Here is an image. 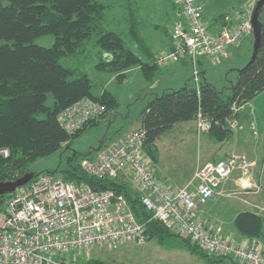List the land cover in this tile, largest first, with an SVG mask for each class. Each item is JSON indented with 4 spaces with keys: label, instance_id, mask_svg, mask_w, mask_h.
Segmentation results:
<instances>
[{
    "label": "trees",
    "instance_id": "16d2710c",
    "mask_svg": "<svg viewBox=\"0 0 264 264\" xmlns=\"http://www.w3.org/2000/svg\"><path fill=\"white\" fill-rule=\"evenodd\" d=\"M166 2L171 5L169 12L178 11L175 0ZM113 7V3L101 0H0V147L11 151L7 158L0 156V181L15 180L32 172L34 176L24 186L43 174H52L61 175L64 181L89 184L97 190H113L125 197L134 217L144 225L146 240L156 239L161 245L182 242L190 253L206 258L209 264H219L227 258L234 264L236 259L225 255L214 256L190 237L153 218V213L142 202L134 178L136 189L127 180L128 176L98 178L89 174L81 162L84 159L94 160L106 140L88 153L75 150L65 157L61 156L59 166L52 171L39 175L29 168V164L52 154L64 144L68 145L84 131L71 134L61 126L59 114L66 108L86 97L105 103L107 111L120 107L114 93L108 89L101 94L95 93L88 73L80 66L64 63V60L86 53L89 45L93 44L99 48L95 63L97 70L118 73L117 77L122 81L126 71L139 67L151 85L160 79L163 68L156 63V53L142 33L147 21L142 17L141 4L126 0L124 12L127 38L137 46L138 52L128 47L127 40L119 32L108 28ZM227 15L220 13L214 20L225 23ZM161 26L169 34L167 26L158 24V27ZM45 35L54 37L52 46L35 42ZM250 39L254 43L253 35ZM198 70V84L192 72L191 84L165 89L161 95L150 99L142 111L140 128L145 130L143 147L153 163L158 162L156 141L162 134L178 123L195 120L199 110L212 122L210 130L205 132L212 139L224 141L233 133L227 121L238 116L235 107L247 104L264 92V20L258 52L249 64L239 69L237 79L229 90L218 89L203 78L201 66ZM116 135L111 133L107 140H113ZM15 193L16 190L0 194V209L6 199ZM234 227L246 239L260 244L264 252L260 243L264 237L262 215L242 211L236 216ZM77 257L78 264H108L106 259L96 256L87 261H82L81 255Z\"/></svg>",
    "mask_w": 264,
    "mask_h": 264
},
{
    "label": "built area",
    "instance_id": "2783aa9c",
    "mask_svg": "<svg viewBox=\"0 0 264 264\" xmlns=\"http://www.w3.org/2000/svg\"><path fill=\"white\" fill-rule=\"evenodd\" d=\"M254 1L244 13L226 16V22L212 30L205 20L201 0H175L179 9L169 32L171 47L156 54L157 64L189 61L198 84L200 57L217 62L231 45H238L251 32ZM241 107H235V113ZM104 110L105 105L99 101L83 98L61 112L59 122L73 134ZM195 122L200 134L212 126L201 110ZM227 122L231 129L240 127L238 117ZM144 139V129L133 130L100 150L94 160L84 159L81 164L98 178L131 175L153 218L190 237L209 253L230 256L242 264H264L262 246L255 240L237 241L211 231L195 216V211L234 170L250 174L247 157L231 153L219 162L199 165L184 186L172 189L155 174L153 161L143 147ZM10 154L9 148L0 147L1 157ZM128 242L141 245L146 242V233L123 195L97 190L86 183L64 181L60 176L37 177L17 188L0 209V264H78V255L87 261L93 252L116 250Z\"/></svg>",
    "mask_w": 264,
    "mask_h": 264
},
{
    "label": "rangeland",
    "instance_id": "374dc122",
    "mask_svg": "<svg viewBox=\"0 0 264 264\" xmlns=\"http://www.w3.org/2000/svg\"><path fill=\"white\" fill-rule=\"evenodd\" d=\"M101 1L114 4L111 10V21L107 22L108 28L119 32L127 40L128 47L138 52L137 46L127 38V22L124 17L126 0ZM132 1L138 4L142 3V0ZM165 1L143 0L141 12L147 24L143 28L142 33L145 39L149 41L152 49L157 45L158 37L156 33L158 35L162 33L165 36L163 31H156L152 24L158 23L160 25H166L172 23L169 19V14L167 16L164 14L165 10L168 9L164 3ZM202 2L206 7L205 20L210 22V19L220 13H236L247 9L248 0H202ZM263 20L264 5L259 12L258 22L261 23ZM35 42L49 47L53 45L54 37L52 35L41 36ZM247 42L248 40H244L240 45H231L227 50V53L230 52V56L226 57L223 61L211 62L205 57H200L199 67L202 65L203 78L209 80L218 89L229 90V87L237 79L239 69L244 67L247 61L251 59L253 42L251 39L249 44ZM98 49L96 45L90 44L86 53L71 59L67 58L64 60V63L71 66H80L81 69L88 73L92 81L93 91L101 94L105 89H108L118 97L120 107L117 110L107 111V106L104 103V112L99 117L92 119L83 128L84 131L75 137L71 143L68 145L64 144V146L52 154L40 157L29 164V168L39 173V175L47 172V170L52 171L56 169L60 164L61 156L65 157L75 150L80 153H88L99 148L101 143L106 140L103 147L99 148L100 151L108 147L107 145L112 142L119 141L122 138L115 141H113L114 139L110 141L107 139L113 132L121 133L132 129H139L140 127L135 128L141 124L142 111L150 99L161 95L165 89H176L191 84L193 67L189 61H187L188 63L179 61V63L168 64L166 66H160L158 64L163 68V73L157 83L152 85L145 79L139 67H134L126 71L127 75L121 81L119 79L122 78L118 79L117 77L118 73L101 72L95 68V63L98 60ZM164 50L168 49H161L155 53L157 54ZM255 103L257 105L256 110L258 116L260 114L264 115V92H261ZM254 110V105H251L250 111H248L250 117L249 125H256L253 119ZM238 121L240 127L232 129L233 132L243 127L239 119ZM182 123L183 131H177L176 128L178 127H175L173 130H168L162 134L159 141L156 142L159 149L158 166L166 167L167 175H170L173 181H179V183L188 179L189 175L187 173L197 163H204L207 160L214 159L213 151L215 152L216 150L214 144L215 142H222L212 139L208 133H198L195 120ZM229 137L230 135L227 138ZM259 153L260 156L264 157V149H259ZM156 164L153 163L154 172L156 171ZM259 166H263L262 163H259ZM131 183L136 189L133 180ZM93 256L106 259L108 264H209L206 258L198 254L190 253L182 242L174 241L170 245H161L156 239L146 240L141 245L129 244L117 250L106 248L105 250L93 252ZM214 256L216 255L214 254ZM237 261L235 260V263L241 264V262ZM219 264H233V262L227 258Z\"/></svg>",
    "mask_w": 264,
    "mask_h": 264
},
{
    "label": "crops",
    "instance_id": "0c3cea01",
    "mask_svg": "<svg viewBox=\"0 0 264 264\" xmlns=\"http://www.w3.org/2000/svg\"><path fill=\"white\" fill-rule=\"evenodd\" d=\"M251 1L253 2L254 0H248L247 7L251 4ZM164 3L168 8L167 10H165L164 14L167 16L168 13H170L169 19L172 21V23L166 24L167 29H169L170 32L173 21L177 14L174 10H171L169 12V7H171V5L167 4L166 1ZM141 5L143 7V0ZM246 10L247 9H243L242 11L236 13L227 12V16L237 17L238 15L244 13ZM215 17L210 19L213 22H209L212 30H216L220 26V24H222L221 22H217L216 20H214ZM152 25L156 31L161 30L165 34V36H163L162 33L160 35L156 33L158 40L157 45L153 49V51L156 52L161 49L169 50L170 35L166 33L164 27H158V23H154ZM250 37L251 35H248L245 40H249ZM146 41L149 43L147 39ZM228 56H230V52H228L219 61H223ZM181 61L185 63L184 60ZM259 95L247 104L243 105V107L238 110L237 117L243 124L242 129L234 131L229 138L222 142H215L214 146L216 147V154L213 151L214 159L207 160L204 163H197V165L194 168L190 169L187 173V175H189L188 179H185L180 183L179 181H173L170 175H167L166 167L160 165L158 166L159 162H157L155 166V173L157 177L163 180L168 187L177 189L185 185L192 178L197 166L203 165L207 162H219L231 153L244 154L247 157L248 161L251 163L250 174L244 175L241 170H234L233 173L219 185L214 195L195 211V216L203 221L208 229L214 232H220L222 235L229 236L237 241H242L245 239V237L239 234L234 227V220L240 212L252 211L264 217V157L260 156L259 153V149H264V115L260 114L259 111L260 116H258L256 110L257 105L255 103V101L259 98ZM251 105H254L255 107L253 119L255 120L256 125H249L250 117L248 115V111H250ZM182 124L183 123L176 124L171 130H173L175 127H178L176 128L177 131H183ZM139 127H141V124L135 129ZM132 130L117 133L118 135L113 137V141L124 138ZM159 139L156 142H158ZM259 163H262L263 166H259ZM132 180V176L129 175L128 181L132 182ZM135 186L137 188V185ZM260 243L264 248V237L260 239Z\"/></svg>",
    "mask_w": 264,
    "mask_h": 264
},
{
    "label": "water",
    "instance_id": "95a60500",
    "mask_svg": "<svg viewBox=\"0 0 264 264\" xmlns=\"http://www.w3.org/2000/svg\"><path fill=\"white\" fill-rule=\"evenodd\" d=\"M263 5H264V0H256L255 5L252 10V14L250 18L252 29L248 35H251V36L253 35L254 43L252 46L251 59L247 61L245 65L249 64L252 61V59L256 56L259 46H260L262 22L261 23L258 22V15ZM33 176L34 174L32 172H28L18 177L15 180L0 181V194L14 192L17 188L22 187L25 184H27Z\"/></svg>",
    "mask_w": 264,
    "mask_h": 264
},
{
    "label": "bare ground",
    "instance_id": "6f19581e",
    "mask_svg": "<svg viewBox=\"0 0 264 264\" xmlns=\"http://www.w3.org/2000/svg\"><path fill=\"white\" fill-rule=\"evenodd\" d=\"M127 245H129V242L127 243ZM54 259H56V257H54Z\"/></svg>",
    "mask_w": 264,
    "mask_h": 264
}]
</instances>
